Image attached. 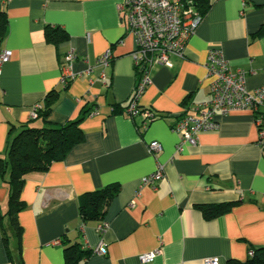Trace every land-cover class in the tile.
Listing matches in <instances>:
<instances>
[{"label":"crops","instance_id":"obj_1","mask_svg":"<svg viewBox=\"0 0 264 264\" xmlns=\"http://www.w3.org/2000/svg\"><path fill=\"white\" fill-rule=\"evenodd\" d=\"M120 0H0L6 29L0 53L12 52L0 81V156L20 126H42L30 119L32 106L44 109L53 90L58 97L47 121L63 125L85 116L83 140L43 173L25 177L20 193L24 209L17 226L7 215L8 190L0 178V264H66L64 248L76 244L94 250L102 241L106 254H92L79 264H142L139 257L159 250L149 264H219L248 260L250 250L264 247V155L256 146L257 130L249 111L218 116L219 128L202 134L195 146L176 151L179 137L171 128L208 99L211 79L205 63L220 49L230 69L242 71L246 87H264V0H203V20L187 41L184 58L151 69V84L139 107L159 118L146 128L125 114L137 74L131 52L134 37L126 30ZM202 7V8H201ZM58 27L67 39L47 42L45 27ZM74 49L73 72L85 69L111 49L106 86L86 77L61 83L63 57ZM98 74L95 71L94 76ZM14 128L10 135L11 129ZM162 149L153 156L150 142ZM164 168L155 189L141 180ZM116 186V196L102 221L82 224L79 198ZM239 202L207 216L214 207ZM106 223L102 235L97 226ZM62 241V243H59Z\"/></svg>","mask_w":264,"mask_h":264},{"label":"built area","instance_id":"obj_2","mask_svg":"<svg viewBox=\"0 0 264 264\" xmlns=\"http://www.w3.org/2000/svg\"><path fill=\"white\" fill-rule=\"evenodd\" d=\"M199 0H120L118 8L124 12L126 30L134 37L135 48L131 59L136 70L137 80L130 99L125 108V114L131 119H140L141 128H146L159 116L149 109L139 107V99L151 84V69L156 66L171 67L172 58H184L187 41L195 34L203 20L198 10ZM12 52L4 50L0 53V81L2 67L11 58ZM78 59L76 51L69 49L63 57L61 83L86 77L89 84L99 81L107 84L106 70L110 67L113 54L107 49L94 59L91 64L88 57H83L86 64L84 70L73 72L72 64ZM207 76L211 79L209 97L192 106L191 112L180 116L171 130L179 137L176 151L180 152L183 145L195 146L202 134L216 131L219 128L218 116H226L232 111H249L253 115V123L257 130L256 146L264 155V87L252 90L246 87V77L242 71L233 72L220 49H211L207 53L204 65ZM98 74L94 76L95 71ZM41 109L39 104L32 106L30 119L34 120ZM92 111L89 116H94ZM148 152L156 156L162 149L156 142L147 145ZM164 178V168L157 164L156 170L141 180V186L155 189L158 181ZM108 227L106 223L97 226V232L102 235ZM93 254L104 256L105 244L101 241ZM159 254V250L143 254L139 257L142 264L151 263ZM253 251L248 256H253ZM203 264H219L218 258H208Z\"/></svg>","mask_w":264,"mask_h":264},{"label":"trees","instance_id":"obj_3","mask_svg":"<svg viewBox=\"0 0 264 264\" xmlns=\"http://www.w3.org/2000/svg\"><path fill=\"white\" fill-rule=\"evenodd\" d=\"M198 2H203V0ZM5 10L4 6L0 11V42L3 39L7 24ZM201 14L204 15V11L201 10ZM258 34H264V25ZM45 37L47 42L57 45L65 41L68 36L58 27L47 26L45 27ZM57 97V91L50 92L44 109L41 108L37 118L34 119V121L40 119L43 125L40 127L29 124L20 126L17 134L9 139L3 156H0V178L8 190V210L6 213L11 217L12 224L15 226H17V215L25 207L20 199L25 177L31 173L47 171L53 162L63 160L69 151L83 140L80 123L85 116L89 115L88 111H82L77 120L63 125L47 121ZM12 131L14 128L11 129L10 135ZM115 196L116 186H107L102 190L88 192L80 196L78 204L82 224L89 220L102 221L108 205ZM238 204L239 202H231L215 206L214 211L207 216H215ZM252 251L253 256L248 257V260L243 264H264V247ZM64 254L66 264H79L82 260H87L93 251L80 250L76 244H71L65 246ZM228 264L241 263L230 260Z\"/></svg>","mask_w":264,"mask_h":264}]
</instances>
